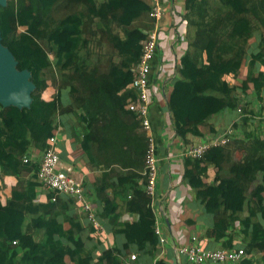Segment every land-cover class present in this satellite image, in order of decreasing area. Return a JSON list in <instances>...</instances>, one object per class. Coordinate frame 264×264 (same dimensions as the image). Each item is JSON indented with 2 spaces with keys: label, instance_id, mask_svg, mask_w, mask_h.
I'll list each match as a JSON object with an SVG mask.
<instances>
[{
  "label": "trees",
  "instance_id": "obj_1",
  "mask_svg": "<svg viewBox=\"0 0 264 264\" xmlns=\"http://www.w3.org/2000/svg\"><path fill=\"white\" fill-rule=\"evenodd\" d=\"M152 8V0H8L6 7L0 6L2 44L15 56L17 68L31 73L36 86L29 108L0 105V178L30 176L43 183L41 164L28 157L32 148L47 149L60 115L74 114L93 125L111 118L121 123L128 115L137 118L126 105L137 100L131 87L133 68L155 26ZM176 14L181 23L174 37L187 47L176 60L177 77L167 99L177 135L203 137L209 117L239 107L245 111L239 91L247 94L249 84L254 87V101L264 105V71L254 70L256 63L264 66V0H183V9ZM256 39L259 51L252 54L239 88L228 79L240 75ZM102 42L107 52L98 47ZM92 44H97L96 50ZM48 89L56 92L45 98ZM64 89L72 99L68 106L61 99ZM112 113L116 115L110 117ZM251 145L252 157L242 164H233L223 146L186 162L187 178L196 172L207 175L215 159L223 172L231 165L237 195L229 197L228 189L216 185L198 195L214 216L218 242L227 239L233 244L237 236L246 242L245 257L238 264H255L256 254L264 258V142L254 138ZM133 188L128 208L140 219L124 232L129 242L156 248L160 239L151 199L144 190ZM48 190V199L38 202L35 184L20 182L7 202L0 200V264H66V258L73 264H90L91 254L85 256L82 246L66 244L75 233L63 231L57 219V208L73 207L78 200ZM232 247L228 249H240ZM59 256L63 260H56Z\"/></svg>",
  "mask_w": 264,
  "mask_h": 264
},
{
  "label": "crops",
  "instance_id": "obj_2",
  "mask_svg": "<svg viewBox=\"0 0 264 264\" xmlns=\"http://www.w3.org/2000/svg\"><path fill=\"white\" fill-rule=\"evenodd\" d=\"M177 1V10L181 11ZM186 48V44L179 42L174 34L162 36L151 74L153 93L150 117L155 131L157 151L162 158L159 164L158 197L152 210L156 225L161 228V236L166 240L164 244L159 243L156 248H142L143 242H129L124 232L127 225L135 224L140 219L139 214L128 208V201L135 191L133 187L146 192L147 182L143 170L148 138L140 119L128 115L127 118L121 119V123L111 118L109 122L97 120L93 125L81 121L74 114L57 117V127L53 134L57 138L55 149L60 156L58 169L82 179L101 228L90 224L81 203L77 201L73 207L57 208V219L63 231L75 233L74 240L67 241L66 244L72 247L82 246L86 251L85 256L91 254L88 257L90 264H190L178 250L193 237H196L198 244L206 250L228 249L230 245L236 249L246 245L244 239L238 236L234 238L233 244L228 243L227 239L220 242L216 240L213 229L214 216L208 213L207 203L198 195L199 191L212 185L228 189L229 197L237 195L240 190L235 189L233 177H230V164L224 167L223 172L215 159L208 167L207 175L196 172L192 178H187L186 162L189 157H183L182 154L192 146H199L227 131H232L231 142L223 146L226 151H230L232 163L242 164L251 159L252 139L260 138L264 142V105H259L258 100L254 101V87L249 84L247 94L239 91L245 111L239 113L237 109L225 110L209 117L207 128L203 129L206 131L203 137H179L171 121L167 99L177 77L176 60L184 54ZM249 49L240 75L228 79L239 88L247 77L252 54L259 51L257 39L251 43ZM157 65L159 69L155 68ZM254 70L259 73L264 71V66L256 63ZM54 92V89H48L46 94L51 97ZM61 99L64 106L72 103L69 89L62 91ZM130 102L132 101L129 100L126 105L128 111ZM115 115L112 113L110 117ZM209 128L214 131L210 132ZM119 143L124 144L123 148L115 146ZM45 151L46 149L42 151L32 148L28 158L40 166ZM168 156L170 159H167ZM20 182L29 186L35 184L38 202L48 199V188L37 179L33 180L30 176H6L0 178V200L7 202L12 190ZM62 198L68 200L65 196ZM106 201H109L108 205ZM131 255H136L137 259L131 261ZM61 259L63 260V257L56 258ZM253 261L255 264H264L262 254H256ZM65 262L73 264L69 258H66Z\"/></svg>",
  "mask_w": 264,
  "mask_h": 264
},
{
  "label": "built area",
  "instance_id": "obj_3",
  "mask_svg": "<svg viewBox=\"0 0 264 264\" xmlns=\"http://www.w3.org/2000/svg\"><path fill=\"white\" fill-rule=\"evenodd\" d=\"M152 7L151 18L154 19L155 26L151 32L147 33L148 37L143 43L141 60L133 68L135 77L131 87L137 92V100L130 102L128 108L137 115L141 121L142 128L147 133L148 148L145 154L143 175L147 182L146 194L151 199V208L154 209L158 197L159 164L162 158L157 151L155 131L150 117L153 93L151 91V74L161 37L170 33L175 34L177 26L181 23V18L176 14L180 12L177 10L176 0H152ZM237 110L239 113L242 112L241 107ZM231 133L232 131H227L199 146H192L182 156L194 160L201 159L211 148L229 144L232 140ZM56 142L57 138L53 135L49 139V145L42 158L39 179L47 188L58 190L64 195L72 196L78 200L87 214L88 221L100 229L101 225L85 194L82 179L58 169L60 156L55 149ZM167 159H170V156ZM27 160L25 159L26 162ZM155 233L160 237V243L164 244L166 240L162 238L161 228L158 224L155 227ZM178 252L192 264H238L244 259L246 254L243 248L238 250H206L198 244L196 237L191 238L189 243L180 247ZM136 259V255H131V261Z\"/></svg>",
  "mask_w": 264,
  "mask_h": 264
},
{
  "label": "water",
  "instance_id": "obj_4",
  "mask_svg": "<svg viewBox=\"0 0 264 264\" xmlns=\"http://www.w3.org/2000/svg\"><path fill=\"white\" fill-rule=\"evenodd\" d=\"M8 0H0V6L6 7ZM13 53L2 44L0 25V105L4 108L14 106L29 108L33 101L32 93L36 86L31 81L28 70L20 71Z\"/></svg>",
  "mask_w": 264,
  "mask_h": 264
},
{
  "label": "rangeland",
  "instance_id": "obj_5",
  "mask_svg": "<svg viewBox=\"0 0 264 264\" xmlns=\"http://www.w3.org/2000/svg\"><path fill=\"white\" fill-rule=\"evenodd\" d=\"M177 3H178V6H180L182 9H183V2H181V1H177ZM181 45V44H180ZM92 46V49L93 50H96V47H97V44L96 45H91ZM94 46H96V47H94ZM98 47H100L101 48V50L103 51V52H107L108 51V46H107V44L105 43V42H102L101 44H100V46H98ZM177 48H178V45H177ZM250 50V49H249ZM185 52V51H184ZM166 54V53H165ZM161 56H164V54H161ZM156 63V62H155ZM156 69H159V66L157 65V67H155ZM156 89H155V87H154V91H155ZM44 97L46 98H48V95L45 93L44 94Z\"/></svg>",
  "mask_w": 264,
  "mask_h": 264
}]
</instances>
